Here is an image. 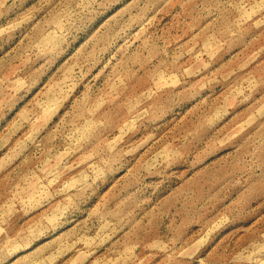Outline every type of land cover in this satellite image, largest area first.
<instances>
[{"label": "rangeland", "instance_id": "obj_1", "mask_svg": "<svg viewBox=\"0 0 264 264\" xmlns=\"http://www.w3.org/2000/svg\"><path fill=\"white\" fill-rule=\"evenodd\" d=\"M0 264H264V0H0Z\"/></svg>", "mask_w": 264, "mask_h": 264}]
</instances>
